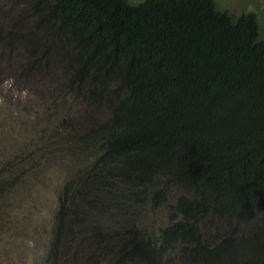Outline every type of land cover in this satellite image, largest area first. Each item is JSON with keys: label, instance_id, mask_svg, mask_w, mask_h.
<instances>
[{"label": "trees", "instance_id": "16d2710c", "mask_svg": "<svg viewBox=\"0 0 264 264\" xmlns=\"http://www.w3.org/2000/svg\"><path fill=\"white\" fill-rule=\"evenodd\" d=\"M35 9L44 34L20 36L26 68L41 75L58 44L67 87L86 88L87 101L108 113L76 138L96 158L64 188L47 264H67L89 233V261L94 254L111 264H264L257 16L235 18L215 0H39ZM172 185L180 192L168 225L149 235L129 224L131 201L140 204L148 190L165 200ZM206 219L227 228L211 238Z\"/></svg>", "mask_w": 264, "mask_h": 264}, {"label": "rangeland", "instance_id": "374dc122", "mask_svg": "<svg viewBox=\"0 0 264 264\" xmlns=\"http://www.w3.org/2000/svg\"><path fill=\"white\" fill-rule=\"evenodd\" d=\"M38 1L0 0V264H47L64 188L72 177L88 171L96 158L89 144H79L76 138L108 116L104 107L87 101L86 88L67 87L58 44L48 46L51 57L41 75L26 68L24 40L44 34L38 26ZM129 1L136 5L145 0ZM215 4L235 18L253 12L264 31V0H215ZM179 192L173 185L165 186L161 201L151 198V190L141 193L140 204L130 202L129 224L156 235L176 213ZM93 222L97 219L92 217L86 226ZM216 225L205 221L211 238L227 228ZM246 226L236 225V235ZM91 237L84 236L89 244L81 245L67 264H111L106 255L93 254L89 261Z\"/></svg>", "mask_w": 264, "mask_h": 264}]
</instances>
